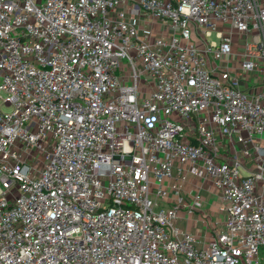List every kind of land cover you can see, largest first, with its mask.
I'll list each match as a JSON object with an SVG mask.
<instances>
[{
	"label": "built area",
	"instance_id": "obj_1",
	"mask_svg": "<svg viewBox=\"0 0 264 264\" xmlns=\"http://www.w3.org/2000/svg\"><path fill=\"white\" fill-rule=\"evenodd\" d=\"M0 264H264V0H0Z\"/></svg>",
	"mask_w": 264,
	"mask_h": 264
},
{
	"label": "crops",
	"instance_id": "obj_2",
	"mask_svg": "<svg viewBox=\"0 0 264 264\" xmlns=\"http://www.w3.org/2000/svg\"><path fill=\"white\" fill-rule=\"evenodd\" d=\"M128 19L138 30H141V28L149 24V19L140 10L129 14ZM165 29H169V32L171 31L168 27ZM152 30L156 36L161 35L164 32L162 23L155 21L152 25ZM148 90V86L141 83V94L146 93ZM197 187H200L199 192L202 196V208L190 210L189 206L192 204L193 194ZM174 197L172 196L171 198L174 199ZM180 197L182 199L179 206L180 209L177 218L173 221L174 227L179 230L178 238H181L184 233H189L195 237L194 245L196 247L201 248L207 246L216 232L224 231V205L220 202L214 189L209 187L206 182L199 181L191 175L187 176L186 184L180 192ZM219 218L222 219L221 222Z\"/></svg>",
	"mask_w": 264,
	"mask_h": 264
},
{
	"label": "rangeland",
	"instance_id": "obj_3",
	"mask_svg": "<svg viewBox=\"0 0 264 264\" xmlns=\"http://www.w3.org/2000/svg\"><path fill=\"white\" fill-rule=\"evenodd\" d=\"M212 39H213V40L215 39L214 36H212ZM122 64H124L123 61H122ZM124 70H125V69H124ZM256 77H257V76H256V73L252 71V72H251V76H250V78H249V79H250L249 81L252 82L253 79L256 78ZM258 82H259V81H257V83H258ZM2 109H3L4 111H9V110H10V108H2ZM173 174H174V173H173ZM219 221L221 222L222 219L219 218ZM181 238H182V237H181Z\"/></svg>",
	"mask_w": 264,
	"mask_h": 264
}]
</instances>
